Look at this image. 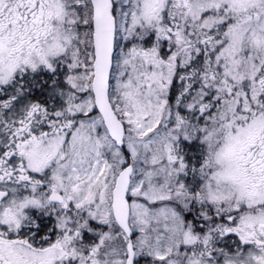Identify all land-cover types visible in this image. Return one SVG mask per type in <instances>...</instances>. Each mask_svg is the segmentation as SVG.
I'll use <instances>...</instances> for the list:
<instances>
[{
  "label": "snow or ice",
  "instance_id": "obj_1",
  "mask_svg": "<svg viewBox=\"0 0 264 264\" xmlns=\"http://www.w3.org/2000/svg\"><path fill=\"white\" fill-rule=\"evenodd\" d=\"M0 264H264V0H0Z\"/></svg>",
  "mask_w": 264,
  "mask_h": 264
}]
</instances>
